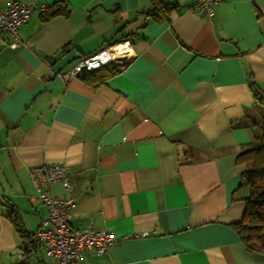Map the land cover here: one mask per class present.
Returning <instances> with one entry per match:
<instances>
[{"label": "crops", "instance_id": "obj_1", "mask_svg": "<svg viewBox=\"0 0 264 264\" xmlns=\"http://www.w3.org/2000/svg\"><path fill=\"white\" fill-rule=\"evenodd\" d=\"M19 1L34 8L20 43L0 44V264L43 262L8 219L31 237L46 218L30 173L42 165L69 173V191L50 192L73 198L72 228L122 239L79 264H264L231 227L248 196L245 121L264 118V0H224L211 20L189 0ZM42 5L66 13L44 19ZM120 42L133 59L103 83L62 80Z\"/></svg>", "mask_w": 264, "mask_h": 264}, {"label": "built area", "instance_id": "obj_2", "mask_svg": "<svg viewBox=\"0 0 264 264\" xmlns=\"http://www.w3.org/2000/svg\"><path fill=\"white\" fill-rule=\"evenodd\" d=\"M189 1L191 11L211 20L215 8L224 0ZM38 10L44 13L47 7L42 5ZM33 11L34 8L29 3L19 0H0L1 45L10 49H15L19 45V27L30 18ZM7 36L10 40L6 39ZM131 52L127 42L105 47L82 59L69 72L62 74L61 78L63 81H68L79 76L83 71L90 72L107 65H114L116 69L121 70L133 59ZM30 173L36 188L35 198L47 211L46 218L40 222L33 235L37 253L46 259V261L43 259L42 264H79L85 251L102 255L110 246L122 240L110 230H99L94 227L79 230L71 227L73 198L55 196L50 192V187L58 181L64 182L65 189L69 191V173L64 166L42 165L32 168Z\"/></svg>", "mask_w": 264, "mask_h": 264}, {"label": "trees", "instance_id": "obj_3", "mask_svg": "<svg viewBox=\"0 0 264 264\" xmlns=\"http://www.w3.org/2000/svg\"><path fill=\"white\" fill-rule=\"evenodd\" d=\"M165 11H168L165 5H156L148 16L160 21ZM58 13L65 14L66 12L65 10L49 7L42 13V17L49 19ZM116 44L118 43L109 46ZM101 72L102 74L98 76ZM117 72L119 70L114 65H107L90 72L83 71L79 77L96 76L97 81L101 80L102 82ZM253 92L256 100L264 105V92L257 88H254ZM245 125L252 130V143L249 148L241 150L236 155V163L245 166L239 187H246L248 196L245 199V212L242 220L232 224L231 227L246 249L264 254V118L260 123L248 118L245 121ZM8 219L22 240L20 245L22 256L26 259L31 256L36 257L38 253L34 246L33 236H28L20 218L16 214L11 213L8 215Z\"/></svg>", "mask_w": 264, "mask_h": 264}, {"label": "rangeland", "instance_id": "obj_4", "mask_svg": "<svg viewBox=\"0 0 264 264\" xmlns=\"http://www.w3.org/2000/svg\"><path fill=\"white\" fill-rule=\"evenodd\" d=\"M38 256L41 257L40 253H38ZM42 259H44L46 261V259L44 258V256H42Z\"/></svg>", "mask_w": 264, "mask_h": 264}]
</instances>
